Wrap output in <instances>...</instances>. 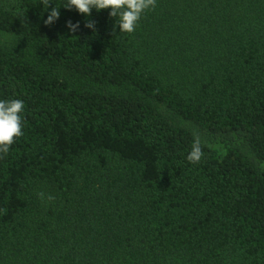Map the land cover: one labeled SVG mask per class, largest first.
Instances as JSON below:
<instances>
[{
    "label": "trees",
    "instance_id": "obj_1",
    "mask_svg": "<svg viewBox=\"0 0 264 264\" xmlns=\"http://www.w3.org/2000/svg\"><path fill=\"white\" fill-rule=\"evenodd\" d=\"M59 11L0 0V264H264V0Z\"/></svg>",
    "mask_w": 264,
    "mask_h": 264
},
{
    "label": "clouds",
    "instance_id": "obj_2",
    "mask_svg": "<svg viewBox=\"0 0 264 264\" xmlns=\"http://www.w3.org/2000/svg\"><path fill=\"white\" fill-rule=\"evenodd\" d=\"M157 0H65L60 7H56L52 0H41L44 12H48L47 19L44 20L46 25H50L59 18L61 7L71 10L75 8L78 13L85 17L91 15L94 8L97 12L102 9H110V17L116 18V24L120 32L133 33L140 21L142 15L156 7ZM52 7L49 10V5ZM66 26L70 31L75 32L79 24L67 22ZM85 27L93 28V23L85 24ZM25 105L20 99L3 100L0 99V157L8 154L11 145L23 135V124L21 114L24 112ZM204 153L202 150L201 140L198 134H193V143L187 156L190 163H199ZM41 199L45 194L39 193ZM49 201L54 200L53 196H48Z\"/></svg>",
    "mask_w": 264,
    "mask_h": 264
}]
</instances>
